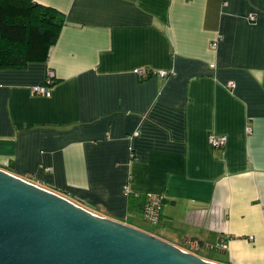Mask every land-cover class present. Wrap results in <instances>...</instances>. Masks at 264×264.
<instances>
[{"label": "crops", "instance_id": "obj_1", "mask_svg": "<svg viewBox=\"0 0 264 264\" xmlns=\"http://www.w3.org/2000/svg\"><path fill=\"white\" fill-rule=\"evenodd\" d=\"M35 1L63 20L44 60L0 67V167L217 262L264 264V0ZM129 194L162 196L156 232Z\"/></svg>", "mask_w": 264, "mask_h": 264}, {"label": "water", "instance_id": "obj_2", "mask_svg": "<svg viewBox=\"0 0 264 264\" xmlns=\"http://www.w3.org/2000/svg\"><path fill=\"white\" fill-rule=\"evenodd\" d=\"M0 264H225L0 167Z\"/></svg>", "mask_w": 264, "mask_h": 264}, {"label": "trees", "instance_id": "obj_3", "mask_svg": "<svg viewBox=\"0 0 264 264\" xmlns=\"http://www.w3.org/2000/svg\"><path fill=\"white\" fill-rule=\"evenodd\" d=\"M35 0H0V67L44 60L57 38L62 17ZM131 209L143 208L146 195L129 194Z\"/></svg>", "mask_w": 264, "mask_h": 264}, {"label": "built area", "instance_id": "obj_4", "mask_svg": "<svg viewBox=\"0 0 264 264\" xmlns=\"http://www.w3.org/2000/svg\"><path fill=\"white\" fill-rule=\"evenodd\" d=\"M251 17L253 16L251 15ZM136 72L140 76H144L149 73H155V70H151L150 68L147 67H139L136 69ZM52 74H53L52 71H49L48 76L46 78V83L34 85L33 90L41 93H46L48 91L50 83L52 82ZM158 74L161 76H166L167 74H169V72L165 69H160L158 71ZM229 85H233V82H230ZM207 139L211 145L215 147H221L226 142L227 136L226 134L209 133ZM161 204H162V196L158 194H147L146 200L141 210L143 218L150 221L151 223L158 222L160 219ZM219 246L220 247L224 246V244L220 243Z\"/></svg>", "mask_w": 264, "mask_h": 264}, {"label": "rangeland", "instance_id": "obj_5", "mask_svg": "<svg viewBox=\"0 0 264 264\" xmlns=\"http://www.w3.org/2000/svg\"><path fill=\"white\" fill-rule=\"evenodd\" d=\"M140 220H141L140 221V225L141 226H143L144 228H146L148 230H151V231L156 232V228H155V225L156 224L151 223L150 221H148V220H146L144 218H141V217H140ZM183 248H185L187 250H190V251H193V252L201 255L202 257L207 258V259H211V260H213L215 256L218 257L221 254L220 251H218L217 249L212 248V247H210L208 245L203 246L201 248L200 247L199 248H196L194 246H188V245H186V246H183Z\"/></svg>", "mask_w": 264, "mask_h": 264}]
</instances>
